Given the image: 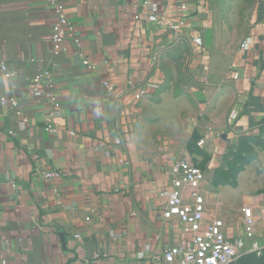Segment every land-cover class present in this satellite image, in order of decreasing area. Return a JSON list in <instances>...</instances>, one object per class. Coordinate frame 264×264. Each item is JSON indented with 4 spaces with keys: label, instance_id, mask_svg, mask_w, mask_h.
I'll return each instance as SVG.
<instances>
[{
    "label": "crops",
    "instance_id": "1",
    "mask_svg": "<svg viewBox=\"0 0 264 264\" xmlns=\"http://www.w3.org/2000/svg\"><path fill=\"white\" fill-rule=\"evenodd\" d=\"M64 5L74 32L54 56L55 15L48 1L0 0V61L15 73L12 78L0 73V99L19 103L0 105V263L142 264L145 255L192 238L176 219L161 217L167 204L159 194L178 159L153 158L142 148L144 108L156 90L135 100L129 88L130 82L160 88L184 53L197 82L198 146L205 140L199 147L206 163L190 160L205 174V220L243 240L237 264H264V256L249 252L252 238L243 224V209L251 208L254 240L264 243V148L252 143L264 139V0H64ZM152 5L168 23L187 6L182 40L151 22ZM80 52L94 70L83 66ZM46 69L62 105L55 118L41 95H29L33 78ZM48 124L57 126L54 133L45 130ZM235 144L241 145L239 163L241 154L247 162L243 169L239 164L232 184L216 188L213 170ZM54 169L62 176L43 181L40 173ZM233 171L224 168L215 176L231 177Z\"/></svg>",
    "mask_w": 264,
    "mask_h": 264
},
{
    "label": "built area",
    "instance_id": "2",
    "mask_svg": "<svg viewBox=\"0 0 264 264\" xmlns=\"http://www.w3.org/2000/svg\"><path fill=\"white\" fill-rule=\"evenodd\" d=\"M47 1L55 15V22L50 37L51 51L54 56H58L64 51L66 38L74 32V27L65 12L64 0ZM186 10L187 6L183 5L180 18L175 23H168L165 16L158 13L157 6L152 5L153 16L151 17V22L158 27H166L175 37L181 39L182 28L187 21V17L184 15ZM138 18L136 17V19ZM74 43L78 48L80 47L79 40H75ZM193 44L201 52H206L199 39H194ZM243 46L246 47L247 43ZM79 56L82 57V64L85 68L89 70L95 69V65L91 60L85 58L81 52ZM0 73L8 78L15 76V73L10 71L2 61H0ZM231 78L237 80L239 74L233 72ZM105 86L110 92H114L111 84L105 83ZM129 88L133 92L135 100H141L145 96L147 89L157 90L159 85L156 83L135 84L130 82ZM241 94L246 96L247 92L243 91ZM29 95H41L45 99L51 118H55L56 114L62 109L56 94V81L50 69L44 70L33 78ZM18 104V100L15 98L0 99V105L2 106L17 108ZM238 115L239 113L236 112L233 115V119H236ZM56 129L57 126L54 124H48L45 127V130L51 133H54ZM204 144L205 140H202L199 146ZM40 176L43 181L48 182L51 179L60 178L62 173L58 169H54L52 171H43ZM205 180L204 172L189 159L181 158L175 161L170 170L169 181L159 194L160 198L167 204V208L163 211L161 217L164 220L176 219L183 234L190 235L192 238L182 246L169 247L161 253L145 255L142 258V264L238 263L241 257L243 240L241 238L227 237L217 223L206 222L205 220L206 207L203 194ZM243 215V224L248 228L247 237L252 238L249 252L259 257L264 256V243L254 240L253 229L256 226L254 211L251 208H244ZM76 238H80L79 235Z\"/></svg>",
    "mask_w": 264,
    "mask_h": 264
},
{
    "label": "rangeland",
    "instance_id": "3",
    "mask_svg": "<svg viewBox=\"0 0 264 264\" xmlns=\"http://www.w3.org/2000/svg\"><path fill=\"white\" fill-rule=\"evenodd\" d=\"M181 43L186 45L185 41ZM185 47L189 48L187 45ZM186 58L183 53L180 63L175 65L174 72L167 73L165 81L149 98V103L144 108L142 148L153 158L167 160L193 158L206 163V152L198 146L199 133L193 125L194 117L199 111L193 95L197 82L192 81ZM252 143L264 148V139ZM230 148L231 151L220 159V167L213 170L211 181L216 188L224 184H232L239 164L243 169L247 162L243 154H241V163L238 161L237 149H241V145L235 144ZM230 167L234 169L231 177L230 174L226 177L215 176L224 168Z\"/></svg>",
    "mask_w": 264,
    "mask_h": 264
}]
</instances>
